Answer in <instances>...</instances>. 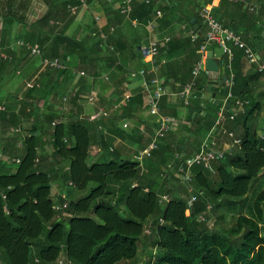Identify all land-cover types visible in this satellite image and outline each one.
Segmentation results:
<instances>
[{"label": "trees", "instance_id": "16d2710c", "mask_svg": "<svg viewBox=\"0 0 264 264\" xmlns=\"http://www.w3.org/2000/svg\"><path fill=\"white\" fill-rule=\"evenodd\" d=\"M29 1L6 0L3 3L0 0V16L4 20V26L0 29L1 45L9 53V58H2V61L9 65L12 60L9 27L12 22L27 17ZM43 1L49 8H55L57 15H52L53 11L49 9L51 12L48 11L28 27L24 40L30 43L39 41L43 47V59L61 58L67 65L66 69L48 65L46 75L51 79L55 75L59 77L68 71L70 61V65H80L84 71V74L79 73L78 85H94L100 76L99 72L87 70L88 65L94 69L102 63L101 67L107 71L118 68L126 77L122 56L125 42L123 37L116 38L124 15L118 7L114 9L116 1L110 3L101 0L114 9L111 13L115 15L104 28L95 27L88 36L81 37L67 32L79 8L84 5L81 0H60L58 4V0ZM70 5H78L76 12L71 11ZM229 5L242 8L241 4L228 0H220L216 8ZM157 10L161 11V16L156 15ZM179 13L171 0L159 7L154 0H135L130 18L137 19L139 27L147 26L149 20H154V29L162 31L173 24ZM262 13H251L246 27L238 21L234 25L227 24L223 20V12H220V18L217 17L218 13L214 14L225 25L243 32L244 40L252 46L254 43L248 36L257 28L248 29L247 26L263 22ZM193 18L197 19L194 23ZM200 19L197 13L186 17V24L198 34L197 49L206 42L203 34L205 28L199 25ZM49 21H65V26L60 28L58 23L51 25ZM46 22L47 27L43 25ZM102 33L106 35L107 45L113 49H108L106 57L89 56L92 41L97 40L95 44L98 45ZM191 39L192 35L187 38L170 37L166 43L173 48L168 52L169 57L176 56L180 47ZM208 49L213 47L209 46ZM221 60L227 78L229 72L234 74L232 97L228 98L230 88L224 85L211 88L216 96L213 100H206L203 89L211 86V78L202 72L194 85L195 97L190 99L188 105L189 118L193 120L191 128L185 126L189 134L175 141L178 132L174 133L175 130L171 129L159 141V147L152 156L145 160V170L134 158L122 156L120 150L113 147L117 137H132L141 149L151 139L152 128L149 126L146 132H142L138 126L124 129L118 122L119 116L124 119L132 117V109L143 103V91L130 97L126 104L117 108L112 106L116 110L108 115L109 123L103 118L91 120L88 116H82V108L68 117L64 112L50 107L42 111L37 108L36 113L30 109L32 113L28 114L34 115L43 129L46 124L51 125L52 152L43 159L45 149L40 140L41 134L31 133L23 139L22 155L18 157L20 162L17 159L9 163L0 160V264H58L60 256L66 258L63 264H120L123 260L136 257L138 242L145 235L146 221L156 236L157 264H264V188L256 193L251 206L246 204L254 182L264 171V136L261 134L264 100H261V94L254 93V85L262 73L254 65H251L250 71L244 70L246 58L242 49H234L231 70L225 65L227 57L223 55ZM194 66L190 70L188 68L189 73L182 66L181 77L174 78L175 82L181 83L182 89L193 81ZM118 85L120 81H117ZM39 87H42L41 81L35 82L28 91L40 92ZM80 93L81 90L72 97L75 103H78ZM115 98L114 103H120L121 95ZM28 99L26 96L22 103L27 104ZM237 100L247 103L240 109ZM160 106L163 112L162 99ZM222 107L226 120L217 126ZM119 109L121 114H118ZM232 114H235L234 118H230ZM225 122L228 124L224 125ZM41 127L37 126V129ZM225 129L233 131L241 143H233L223 158L214 159L211 169L204 164H193L192 179L185 182L183 175L178 173L181 162L198 152L207 137L209 140L217 136L229 137L224 134ZM219 141L222 140L218 138ZM94 143L109 159L89 163ZM55 174L63 183V193L56 197L53 195ZM174 181L181 185L180 189L175 187ZM74 189L84 191V194L74 197ZM163 194L169 195L168 201L160 202ZM192 197L195 199L191 204ZM65 203L67 206H64ZM210 204L212 207L208 210ZM222 207L237 213L236 222L226 229L211 230L209 220ZM248 207L251 209L250 215L244 212ZM218 215L224 217V214ZM151 217L153 219L149 221Z\"/></svg>", "mask_w": 264, "mask_h": 264}, {"label": "crops", "instance_id": "0c3cea01", "mask_svg": "<svg viewBox=\"0 0 264 264\" xmlns=\"http://www.w3.org/2000/svg\"><path fill=\"white\" fill-rule=\"evenodd\" d=\"M4 1L6 0H2L3 3ZM114 1H116L114 9H117V7L119 6V0H114ZM154 1L156 2V6L159 7L162 6L166 1H170V0H154ZM171 1L174 2V6H177L178 11L180 13L178 14V17L175 19L173 24L170 27L166 26L165 28H163L162 31L155 30L154 28H151L149 26H143V27H139L140 25L134 26L131 23V21L127 19L125 16L122 18L123 21L118 27L120 33L117 34L116 38L123 37L122 40L125 42V46L122 51V56L125 63L124 74H126V77L122 75L123 72L117 70L118 68H112L108 71L103 70V68L101 67L102 63L98 64V68L95 67L94 69L90 65H88L89 68L87 69V65H85V68L87 70L91 72L93 71L99 72L100 74V76L96 78V83L94 85L92 83L90 86H86V87L80 84L78 85L79 73L81 72V70H83L80 65L78 67L71 66L70 68L68 65L69 69H67L68 70L67 72L63 73L62 75H59V77L55 75L53 79H51V77L48 74L46 75V68L43 66V60H44L43 54L42 56H33L27 49L16 44L18 40L20 39L24 40L25 37H27L26 30L33 23L28 21L27 17L23 20L12 22L10 24V26L12 27V33L10 32L11 33L10 37H12V40L10 38V45L15 44L13 46L11 53L12 60L10 61V65L12 64V67L9 68L10 65L7 62L2 61V58L0 57V108L4 107V109L0 110V160L9 163L11 162L12 159H18V157L22 155L23 139L27 134L29 135L31 133L41 134L40 140L41 142H43L42 147H44L45 149L44 152H42V154L44 155L43 159H45L46 157L48 158V156L51 154L52 148H51L50 140L52 137L50 132L52 129L50 125L47 126L48 129H46V126L44 127L45 129H43V127H41V124H39V122L36 121L35 116L29 115L32 112L36 113L37 108H39L42 111L43 109L46 110L47 107H50L53 108V110L55 111H59V112L65 111V113L67 110H69L68 113L71 114L73 106L82 105L83 106L82 116H88L91 120L92 119L97 120V117L95 115H97L99 109L102 106L107 107L108 110H110V112L112 111L114 113L115 108H117V104L114 103L116 102L115 96H118V94H120L122 98L123 96L130 95V97L132 98L133 95L136 94L138 91L142 92V79L140 77L131 78L130 75H128L132 70H139L141 67L145 66V61L140 47L143 44L147 45L152 40H156V39L161 40L163 39V37L166 36L169 37L181 36L187 38L188 36L192 35V39L190 41H187V44H184L183 47H180L179 52L178 54H176V56L174 55L172 57H169L168 52L173 50V48H171V46H169L168 44H165V46H163V50H161L160 52V62L162 66L159 72V75L167 82L166 83L167 94L163 97L164 99L162 98L163 112L175 118L174 129L177 130L174 131V133H177L181 123H182L181 125L184 124L186 127L191 128L193 125V120L189 118L188 106L184 105L180 96L182 85L180 82L174 81V78L181 77V73L183 71L181 68L182 66L184 67V70L189 73L191 66H194L196 64V61L199 59V53H201L199 51L200 47L197 49L196 39H193V35L196 33V31L191 29L186 24V17L192 16L194 13H197L198 16L200 17V12L203 9V7L209 4L212 5L214 13L215 12L218 13L217 14L218 18L221 17L220 12H223L225 14L223 20L228 22L227 24L233 23L232 25H234L238 21L239 24L244 25L246 27L247 23H249L250 21L251 13L244 8L237 7L234 5H229L228 7L223 6L222 8H216L219 6L220 0H212L211 3H207L206 2L207 0H171ZM107 7L108 6L103 4L101 0H93L91 2H87L85 5L79 8V11L77 12V16L74 18V20L77 21L78 25L85 24L83 27L88 25L94 26V24H96L97 26H99V28L101 27L104 28V26H106L107 23L110 22L114 14L111 13L114 9ZM96 14L100 15L103 19L104 23H102L101 25H99L98 21L95 22L94 17L97 16ZM260 16L263 18V22H264V10ZM0 17L2 18V16ZM193 19H195V21L197 20L196 18ZM116 20H118V18ZM263 22L258 21L257 25L254 23H250L247 26L248 29L257 28L256 31L254 30L252 31L251 33L252 35H249L248 38L249 39L252 38V41L254 43V45L252 46L261 55H264V23ZM199 25L204 26L206 30L207 25L204 23L202 18L200 19ZM250 25L251 27H249ZM197 27L198 25L195 26V28ZM68 34H72V33L69 32ZM87 34H89V32H87ZM87 34L79 33L77 34V36L79 37L88 36ZM249 39H247V41H249ZM105 40L106 39H103L102 37L101 40L100 39L98 40L99 44L96 45L95 41L97 40L94 39L91 43V46L89 47V56L91 57L108 56L109 48ZM37 43L39 44V41H37ZM207 46L213 47V49L207 48V51L212 50L214 52L215 57L219 58L220 60V71L218 72V76L210 80L211 82L210 84L212 87L210 86L203 89L204 91L203 96L206 98V100L210 101L213 100V98L216 96L212 89L216 87L218 88L219 85L224 86L225 78H227V76L225 75V67L223 66L221 60L223 58L221 49H219L215 44L208 43ZM46 59L49 58L46 57ZM244 64H245L244 66L245 71L249 69L251 70V66L248 63V61L245 60ZM204 65H205L204 68L207 69L206 63ZM203 72L205 73V71ZM229 74H231V72H229ZM105 75L109 76L108 80L104 78ZM6 76L11 77L13 79L12 81H10V85L11 82H14L10 86V88H6L5 86H3V82L5 80L9 81V79L6 78ZM37 81L42 82V87H39L41 91L36 93H31V91H28ZM117 81H120V85L118 86H117ZM80 90L81 93L80 96H78L79 98L78 99L79 104H78L74 102L72 97H74L75 92L78 93ZM263 92H264V72H262V75L254 85V93L261 94L262 101L264 100ZM90 93L97 94L98 99L96 100V102L90 103L87 101V98L85 96ZM26 96L29 99L28 101H26L28 103L24 104L22 103V100L25 99ZM64 97H67L68 99L66 101H63ZM3 100H6L7 102L5 101L1 102ZM145 104L146 101H145V97L143 96V103L138 105L134 110L132 109V113H131L132 117L130 119H125V121H130L133 128L138 126L139 131L142 132L144 131V129L141 128H144L145 126L146 127L149 126L150 128H152V130L150 129L151 130L150 138H151L152 133L156 129L157 124L155 117H152L151 115L146 113ZM112 106H115V108H111ZM30 109L32 110V112L30 111ZM72 113L74 114V111H72ZM70 114H65V115L67 117L73 116V114L72 115ZM138 114L140 116V120L138 118ZM262 115H264V111L262 112ZM19 118L22 121L20 120L19 122H17ZM142 119L148 121L147 123L148 125H146L145 122H142ZM24 120L27 121L24 122ZM153 122L155 123L152 124ZM225 123L226 124L224 125L228 124L227 122ZM37 126L38 127L40 126L42 130L39 128L37 129ZM12 128H15V131H12L11 130ZM18 128L20 130H18ZM262 131L261 134L263 135ZM188 134L189 132L186 134V136ZM180 137H182V134L181 132H178V137L176 138L175 141L179 140ZM94 144L95 145L92 146L94 150L91 151V153L93 158L95 156V158L92 159L95 161L98 159L100 155V146L96 143ZM147 144L148 143H146V146ZM228 145L229 144H227L226 147L231 148L233 146V144L229 146ZM113 147L118 148L122 156L128 157L129 156L128 154H132L134 158L137 152L141 149L139 147V143L137 142L135 143L132 137H128V136L126 138L117 137L116 141L113 144ZM128 148H129V153L127 152ZM262 174H264V171ZM260 180L261 178L258 179V184ZM59 182L60 183L57 184L53 182L54 197L63 193V188H62L63 183L61 182V180ZM261 186L262 185H258V187Z\"/></svg>", "mask_w": 264, "mask_h": 264}, {"label": "built area", "instance_id": "2783aa9c", "mask_svg": "<svg viewBox=\"0 0 264 264\" xmlns=\"http://www.w3.org/2000/svg\"><path fill=\"white\" fill-rule=\"evenodd\" d=\"M114 0H108V2L112 3ZM135 0H119V10L122 15H124L127 19L131 21L134 26H138L139 22L137 19H131L130 15L133 9V3ZM233 4H241L242 8L246 9L250 13L259 14L264 10V0H228ZM149 2V0H147ZM82 4H86L87 0H81ZM72 12H76L78 9V5H70ZM157 16H161V11H156ZM200 17L203 19L204 23L207 25L206 30L204 31V36L206 38V42L201 45L199 51L201 52V58L196 62L193 69V81L184 85L183 89L180 91V96L185 106H188L190 103V99L195 97L194 94V85L196 82V78L205 71L206 74H210L208 69H205V63L207 59V44H215L219 49H221L222 54L227 57V64H225L231 70V62L234 58V49H242L244 53V57L248 61L250 65H254L258 72H264V55H261L257 52L251 45H249L243 37V33L241 31L235 30L232 27L224 25L214 14L212 5L207 4L203 7L200 12ZM100 18V17H98ZM1 19V18H0ZM154 20H149L147 26L154 28L153 24ZM1 28V27H0ZM113 29V28H112ZM103 39H106V35L102 33L101 35ZM198 34L195 33L193 35V39H197ZM170 37L166 36L163 39H156L150 41L147 45L141 46V51L143 54L144 61L147 63V66L141 67L139 70H132L130 75L132 78L140 77L142 79V91L144 92V97L146 101V109H148L149 115L155 117L157 122V127L151 136L150 141L147 146L140 149L135 155V160L139 163L142 170H145V160L150 158L153 154V151L159 147V141L166 137L171 129H174L175 118L164 114L162 112L160 101L167 94L166 81L163 79L159 72L161 70V62L158 60L160 55V50L167 42H169ZM106 42V40H105ZM19 46L27 49L33 56H42L43 49L38 43H30L26 42L23 39H20L16 42ZM108 46V45H107ZM13 47V46H11ZM109 49H113L111 45L108 46ZM222 55V56H223ZM0 56L1 58L7 59L9 58L8 53L3 49L1 45V37H0ZM222 58V57H221ZM46 65L52 68L66 69L67 65L61 58L54 59H44L43 60ZM223 63V61H222ZM84 74L82 70L80 72ZM108 78V76L106 75ZM234 84V74L231 72L228 78H225V86L230 88L228 98L232 97V86ZM87 101L90 103L96 102L98 99L97 94L90 93L85 96ZM126 100L130 99V95L125 96ZM68 98L64 97L66 101ZM239 108H243L244 102L242 100L236 101ZM4 109L0 108V110ZM108 115V111L106 108H101L96 117ZM235 114H232L230 118H234ZM93 120V119H92ZM226 120V115L224 112V108L222 107L219 111V116L217 119V126L222 125V123ZM123 127H129L128 122L123 123ZM15 131V128L11 129ZM18 130H20L18 128ZM227 134L231 138L234 144H240L241 139L235 136V133L229 132L228 130H224V134ZM225 134V135H226ZM232 143V144H233ZM230 150V147L219 148L218 140L214 137L212 140H209L208 137L204 140L201 145V149L189 156L185 162H181L178 168V173L183 175V180L185 182L191 181L192 172L191 166L193 164H204L208 168H212V161L214 159H220L225 156V153ZM17 162H20V158L17 159ZM194 197L191 198L190 203L194 201ZM169 200L168 194H163L160 196V202H166ZM67 206V203L64 204ZM212 207L210 204L208 206V210ZM201 218H204L201 215ZM66 261L64 256H60L58 259V264H63Z\"/></svg>", "mask_w": 264, "mask_h": 264}, {"label": "rangeland", "instance_id": "374dc122", "mask_svg": "<svg viewBox=\"0 0 264 264\" xmlns=\"http://www.w3.org/2000/svg\"><path fill=\"white\" fill-rule=\"evenodd\" d=\"M59 1L60 0H58L57 1V4L59 3ZM54 4V3H53ZM53 11L52 12V15L53 14H55L56 12H54L56 9L55 8H53V7H51V8H49V6L47 5V3H45L43 0H30L29 1V7H28V9L26 10V14H27V18H28V21H30L31 23H35L37 20H40L41 18H43V16L44 15H46V14H48V11ZM57 9H59V6L57 7ZM50 11V12H51ZM57 15V13L54 15V16H56ZM97 16H95L94 18H95V21L97 22L98 21V23H99V25H101L102 23H104L103 22V19H102V17L100 16V15H98V14H96ZM98 17H100V18H98ZM1 18V17H0ZM91 18V17H90ZM92 20V19H91ZM79 22V21H78ZM56 23H58L57 25H59V27L61 28H63L64 26H65V21L63 22V21H59V22H54V21H49V24H51V25H55ZM47 22L46 23H43V25L45 26V27H47ZM85 24H83V25H78V23H77V21L76 20H73L72 21V23L69 25V27L67 28V32L69 33H76V34H79V33H85V34H87V32H89L90 30H92V29H94L95 27L98 29L99 28V26H97L96 24L94 25V26H85V27H83ZM2 26H4V20H2V18L0 19V27L2 28ZM50 28H52V26H49ZM83 27V28H82ZM0 28V29H1ZM10 29L9 30H11V31H9V33L11 32L12 33V27L10 26L9 27ZM85 31V32H84ZM93 31V30H92ZM10 33V34H11ZM92 35H94V33L92 34ZM11 38V40H12V37H9V39ZM15 44H11L10 45V49H13V47H11V46H14ZM1 57V56H0ZM43 66L45 67V68H47V65H46V63H44L43 62ZM71 66H74V65H70V61H69V68L71 67ZM251 66V65H250ZM68 68V69H69ZM72 71V70H71ZM108 76V75H107ZM130 77H131V75H130ZM6 78H8L9 79V81L8 80H5L4 82H3V86H5L6 88H10V86L14 83V82H11V85H10V81H12L13 79L11 78V77H8V76H6ZM105 79H109V76H108V78L106 77V75H105V77H104ZM132 78V77H131ZM220 86V85H219ZM7 102L6 100H3V101H1V102ZM63 101H65L64 100V98H63ZM122 101V102H121ZM121 101H120V103H118L117 104V107H119L120 106V104H126L127 102H128V100H126V98H125V96H123L122 97V99H121ZM78 102V101H77ZM98 102H100V101H98ZM81 103V102H80ZM79 104V103H78ZM79 108H82L83 109V106L81 107L80 105H76V106H73V108H72V111H74V114L79 110ZM101 108H106L107 109V111H108V115L109 114H113V112L111 111V113H110V110H108V108L107 107H105V106H102ZM100 108V109H101ZM99 109V110H100ZM76 110V111H75ZM116 110V109H115ZM121 109H119L118 110V114H121V111H120ZM72 111H71V114L70 113H68L69 112V110H67L66 111V113H65V111H64V113L65 114H70V115H72L73 113H72ZM99 112V111H98ZM146 113L147 114H149L148 113V109H146ZM108 115H105V116H103V115H101V116H99V117H97V119H101V118H103L104 119V121H106V122H109V117H108ZM188 115H189V111H188ZM138 118H139V120H140V116H139V114H138ZM262 118H264V115H262ZM21 119L19 118V120L17 121V122H19ZM22 121V120H21ZM27 120H24V122H26ZM30 122V121H29ZM118 122H119V125L120 126H122L123 127V123L124 122H128L129 123V127H127V128H124V129H130L131 127H132V125H131V122L130 121H125V119L124 118H122L121 116H119L118 117ZM142 122H145L146 123V125H148L147 123H148V121H146V120H143L142 119ZM141 122V123H142ZM182 124V123H181ZM180 124V127H179V129H178V131L177 132H181V134H182V136H186V134L189 132V131H186L187 129H186V127H185V125L183 124V125H181ZM49 124H46L45 126H46V129H48L47 128V126H48ZM257 125H258V123H257ZM263 127V136H264V125H262ZM50 127H51V125H50ZM157 127V126H156ZM141 129H144V131L146 132V126L144 127V128H141ZM214 129H216V128H214ZM214 129L211 131V133H213L214 132ZM175 131L177 130V129H174ZM167 136V135H166ZM219 139H221L222 141H219L218 142V147L219 148H225L226 147V145L227 144H229V145H231L232 143H233V141H232V139H230V138H228V137H226V136H222V137H219V136H217ZM217 137H215L217 140H218V138ZM192 140V139H191ZM141 143H144V141H142ZM147 143V142H146ZM227 143V144H226ZM226 144V145H225ZM93 145H95V144H93ZM92 145V146H93ZM194 145V144H193ZM228 145V146H229ZM91 146V151H93L94 150V148ZM124 149V148H123ZM127 152L129 153V148L127 149ZM126 152V153H127ZM127 153V154H128ZM131 153V152H130ZM102 153L100 152V155H99V157H98V159L99 160H102V159H109V157H105V156H103V154L101 155ZM42 154L40 153V156H41ZM126 155V154H125ZM129 156V158H134L133 156H132V154H128ZM90 158H89V163H91L92 161H94V160H92V159H94L95 158V156H94V158L92 157V153L90 154ZM263 173V172H262ZM261 173V174H262ZM259 178H261V180H260V182H259V184H258V180L257 181H255L254 182V184H253V186H252V189H251V191H250V193H249V195H248V197L246 198V204H248V206H251L252 205V202L254 201V199H255V197H256V193L260 190V189H262V188H264V174H262V175H260V177ZM258 178V179H259ZM157 179H160V178H157ZM60 181V179H59V175L58 174H55V176H54V179H53V182L54 183H60L59 182ZM161 184V183H160ZM159 184V185H160ZM174 185H175V187L177 188V189H180V187H181V185L180 184H178V182L177 181H174ZM258 185H262L261 187H258ZM56 190V189H55ZM54 190V191H55ZM182 190V189H181ZM82 194H84V191H80V190H78V189H74V191H73V194H72V196H74V197H79V196H81ZM185 195H186V193H184ZM187 196H188V194H187ZM250 207H248V208H245L244 209V212L246 213V214H251L250 213ZM187 213H189V211H187ZM218 213H220V214H224V217H222V218H220L221 216L220 215H218ZM217 214H215V215H212V217H211V220H209V227H210V229L211 230H217V228H223V229H226V228H228V227H230V226H232V225H234L235 224V222H236V216H237V213L236 212H234V210H231V209H228V208H226V207H222V208H220L219 209V212H218ZM153 219V217H151V219L149 220V221H151ZM149 222L148 221H146V223H145V235L143 236V238H142V240L141 241H139L138 242V253H137V255H136V257L134 258V259H132V260H123V261H121V263L120 264H157V260H156V256H157V254H158V246H157V240H156V236H155V234L150 230V225L148 224Z\"/></svg>", "mask_w": 264, "mask_h": 264}, {"label": "water", "instance_id": "95a60500", "mask_svg": "<svg viewBox=\"0 0 264 264\" xmlns=\"http://www.w3.org/2000/svg\"><path fill=\"white\" fill-rule=\"evenodd\" d=\"M194 21L195 19H192V22ZM206 67L210 71L209 77L211 79L218 76V72L220 71V60L219 58L215 57L212 50L207 51ZM122 214L125 215L123 212Z\"/></svg>", "mask_w": 264, "mask_h": 264}]
</instances>
